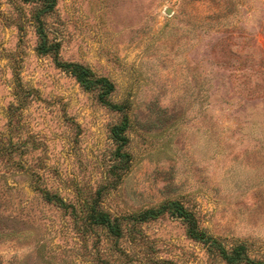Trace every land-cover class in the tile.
<instances>
[{
    "label": "rangeland",
    "instance_id": "rangeland-1",
    "mask_svg": "<svg viewBox=\"0 0 264 264\" xmlns=\"http://www.w3.org/2000/svg\"><path fill=\"white\" fill-rule=\"evenodd\" d=\"M40 3L0 0V264H225L172 213L264 261V0H56L42 17L60 61L116 85L124 114L38 52ZM98 203L129 231L82 236Z\"/></svg>",
    "mask_w": 264,
    "mask_h": 264
},
{
    "label": "trees",
    "instance_id": "trees-1",
    "mask_svg": "<svg viewBox=\"0 0 264 264\" xmlns=\"http://www.w3.org/2000/svg\"><path fill=\"white\" fill-rule=\"evenodd\" d=\"M26 3H40L41 9L35 20L37 22V33L40 38L38 52L47 55L56 54V62L60 68L72 75L80 86L86 92H96L100 103L109 109L124 114L122 121L111 129V138L116 146L115 155L121 164H128L130 155L126 149L129 144L128 130L129 119L126 115V107L114 104L111 100L116 91V85L113 81L106 77H100L94 71L85 65L79 63H65L60 61L58 53L59 44H50L48 32L46 31L43 16L52 12L56 6V0H25ZM45 200L56 206L67 210L73 207L82 223L81 234L86 237L92 234V231L102 230L107 232V238L111 240H119L123 238L129 231L128 223H124V219L113 217L110 213L101 209L98 203H90L86 201L82 203L81 209L74 206H68L64 199L59 195H52L50 192L44 193ZM166 213H172L181 218L186 224L187 235L196 242H199L208 248L209 253L214 259L225 264H264V261L252 258L249 246L246 243H236L229 245L223 240L211 236L205 229L201 228L196 217L188 211L184 205L179 202H170L160 209H150L138 216L133 217L137 223H147L153 221Z\"/></svg>",
    "mask_w": 264,
    "mask_h": 264
}]
</instances>
